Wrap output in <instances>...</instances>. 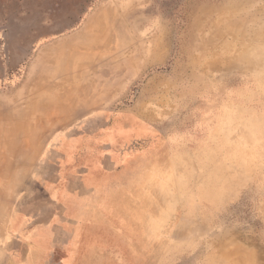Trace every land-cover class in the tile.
<instances>
[{"label":"rangeland","instance_id":"374dc122","mask_svg":"<svg viewBox=\"0 0 264 264\" xmlns=\"http://www.w3.org/2000/svg\"><path fill=\"white\" fill-rule=\"evenodd\" d=\"M91 21L97 106L49 131L30 81ZM0 98L39 137L0 264H264V0H0Z\"/></svg>","mask_w":264,"mask_h":264},{"label":"bare ground","instance_id":"6f19581e","mask_svg":"<svg viewBox=\"0 0 264 264\" xmlns=\"http://www.w3.org/2000/svg\"><path fill=\"white\" fill-rule=\"evenodd\" d=\"M103 30L104 27L99 21L89 22L83 27L79 36L73 37L62 44L63 50L59 56L47 60L54 66L65 65L63 70L50 76H45L39 71L40 74H35L36 76L31 79L30 82L33 87L53 91L55 94L56 104L52 106V110L47 112L41 119L36 116L37 121H41L47 126L52 124L49 131L53 128L62 127L75 115L79 108L87 109L97 106V103L92 100L97 94V80L92 77L96 74L95 62L93 63L92 60L95 59L96 52L105 51L108 46L105 41L102 42L103 44L94 41L85 45L77 43L75 40L78 37L92 34V32H102ZM84 70H88L89 73L85 74ZM99 73L104 78L109 75L107 69H103ZM77 80H82V82L73 86L72 84ZM98 84L102 83L99 81ZM16 112L19 114L27 113L21 110L17 102L11 104L0 98V125H5L4 129L0 130V145L4 146L0 149V162L4 164V167L0 170V176L3 178L9 177L14 172L16 173L17 169L18 171L21 168L23 169L30 153H35L38 149L36 145L38 142L36 143V141L39 137L35 133L34 127L31 124L30 126L29 124L26 125L20 120H13L14 115L12 114H16ZM52 121L54 123H51Z\"/></svg>","mask_w":264,"mask_h":264}]
</instances>
